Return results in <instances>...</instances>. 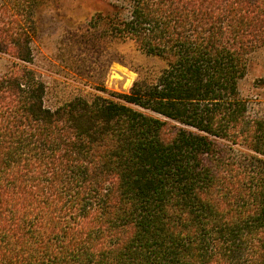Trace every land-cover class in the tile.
<instances>
[{"label": "trees", "instance_id": "16d2710c", "mask_svg": "<svg viewBox=\"0 0 264 264\" xmlns=\"http://www.w3.org/2000/svg\"><path fill=\"white\" fill-rule=\"evenodd\" d=\"M21 1L0 15V264H264V116L239 91L264 0H97L100 37L166 66L56 109Z\"/></svg>", "mask_w": 264, "mask_h": 264}, {"label": "rangeland", "instance_id": "374dc122", "mask_svg": "<svg viewBox=\"0 0 264 264\" xmlns=\"http://www.w3.org/2000/svg\"><path fill=\"white\" fill-rule=\"evenodd\" d=\"M16 1L0 0V15L5 7L13 9ZM21 4L24 12L17 18L22 24L35 22L34 60L29 66L46 86L47 108L56 109L81 96L114 99L109 93L129 94L138 72L166 66L130 41L113 42L97 34L91 20L106 8L103 2L37 0L31 12L32 3ZM11 62L10 56L0 53V72ZM239 91L249 114L264 116V47L247 58Z\"/></svg>", "mask_w": 264, "mask_h": 264}]
</instances>
